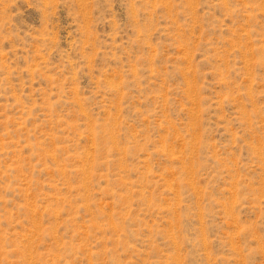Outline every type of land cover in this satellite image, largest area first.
Masks as SVG:
<instances>
[{
  "label": "rangeland",
  "instance_id": "1",
  "mask_svg": "<svg viewBox=\"0 0 264 264\" xmlns=\"http://www.w3.org/2000/svg\"><path fill=\"white\" fill-rule=\"evenodd\" d=\"M0 264H264V0H0Z\"/></svg>",
  "mask_w": 264,
  "mask_h": 264
}]
</instances>
